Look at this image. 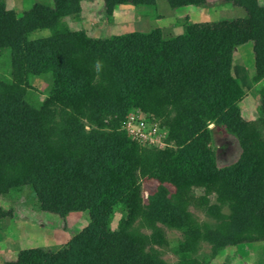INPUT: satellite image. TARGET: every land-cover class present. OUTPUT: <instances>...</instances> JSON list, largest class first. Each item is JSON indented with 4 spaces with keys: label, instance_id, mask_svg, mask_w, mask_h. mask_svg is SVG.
<instances>
[{
    "label": "trees",
    "instance_id": "16d2710c",
    "mask_svg": "<svg viewBox=\"0 0 264 264\" xmlns=\"http://www.w3.org/2000/svg\"><path fill=\"white\" fill-rule=\"evenodd\" d=\"M50 1L21 14L0 2V50H9L11 71L10 79H0V167L17 156L19 181L31 188L40 211L62 218L86 211L89 223L58 249L20 250L5 264H169L153 249L166 242L157 224L182 233L176 264H199L191 254L201 240L216 250L264 243V89L259 118L246 121L226 77L233 50L250 43L253 80L264 78V7L223 0L245 16L187 23L170 37L154 29L100 39L60 23L79 11L78 0ZM166 2L172 8L207 4ZM103 4L110 15L115 6L155 0ZM40 29L50 35L29 38ZM44 74L51 75V87L35 106L28 81ZM136 108L157 118L172 147L142 146L126 135L121 124ZM210 124L238 142L235 162L217 166ZM142 179L156 182L146 201ZM190 206L205 208L218 228L201 230ZM6 214L0 210V218Z\"/></svg>",
    "mask_w": 264,
    "mask_h": 264
},
{
    "label": "rangeland",
    "instance_id": "374dc122",
    "mask_svg": "<svg viewBox=\"0 0 264 264\" xmlns=\"http://www.w3.org/2000/svg\"><path fill=\"white\" fill-rule=\"evenodd\" d=\"M256 1L264 7V0ZM0 2L17 14L26 11L34 3L44 6L52 5L50 0H0ZM78 3L79 11L61 17L60 23L71 31L100 39L127 32H148L154 29H160L163 36L170 37L181 33L187 23L232 20L245 16L242 8L223 0H206L207 4L202 7L179 8L170 7L166 0H155V4L151 6L124 4L115 6L110 15L106 13L103 0H78ZM49 35L48 29H40L32 32L29 38L38 39ZM229 43L230 41L226 44ZM253 59L250 43L239 46L233 50L231 62L226 71L227 80L240 99L237 103L240 116L246 121H255L259 118L260 92L264 89V78L258 81L253 80ZM10 72L9 50H0V79H10ZM51 81L50 74L30 77L27 90L30 92L29 100L35 106H39L48 96ZM125 119L121 124L122 129ZM208 127L211 129L209 147L214 153L217 166L222 167L235 162L240 154L236 139L220 127L213 124ZM162 130L166 134V131ZM166 139L162 140L169 143L165 149L172 147V142L167 135ZM154 147L160 148L159 146ZM20 173L17 156L5 159L3 166L0 167V210L9 213L0 218V264L14 260L20 250L58 249L89 223L86 211L72 212L63 218L40 211L31 188L21 185ZM155 187L154 180H141L145 201ZM195 193L198 196L206 195L202 189H196ZM209 198L211 203L215 202L214 195ZM188 209L192 219L201 230L205 227L211 230L218 228L219 222L217 223L212 216L207 215L205 208L190 206ZM222 211L223 214L228 213L226 208ZM157 225L163 230L166 242L163 245L153 246V249L165 262L178 263L180 256L176 248L182 241V233L174 228ZM134 226L137 227L136 224ZM112 227H116V219L113 220ZM140 232L149 236L151 230L141 228ZM191 257L199 264H264V243L242 242L216 250L211 243L201 240Z\"/></svg>",
    "mask_w": 264,
    "mask_h": 264
},
{
    "label": "built area",
    "instance_id": "2783aa9c",
    "mask_svg": "<svg viewBox=\"0 0 264 264\" xmlns=\"http://www.w3.org/2000/svg\"><path fill=\"white\" fill-rule=\"evenodd\" d=\"M123 129L131 140L142 146H159L158 149H165L169 144L166 141V134L159 127L157 118L137 109L128 112ZM161 138H165V142Z\"/></svg>",
    "mask_w": 264,
    "mask_h": 264
}]
</instances>
